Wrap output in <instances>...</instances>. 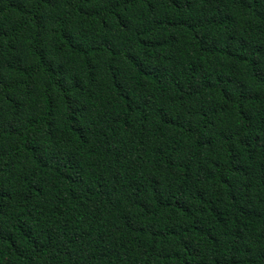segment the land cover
Listing matches in <instances>:
<instances>
[{
    "label": "trees",
    "instance_id": "1",
    "mask_svg": "<svg viewBox=\"0 0 264 264\" xmlns=\"http://www.w3.org/2000/svg\"><path fill=\"white\" fill-rule=\"evenodd\" d=\"M0 264H264V0H0Z\"/></svg>",
    "mask_w": 264,
    "mask_h": 264
}]
</instances>
